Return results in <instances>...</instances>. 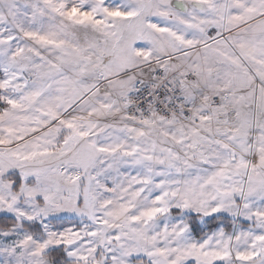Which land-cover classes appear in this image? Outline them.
I'll return each mask as SVG.
<instances>
[{
	"label": "snow or ice",
	"instance_id": "snow-or-ice-1",
	"mask_svg": "<svg viewBox=\"0 0 264 264\" xmlns=\"http://www.w3.org/2000/svg\"><path fill=\"white\" fill-rule=\"evenodd\" d=\"M0 73V264H264V0H0Z\"/></svg>",
	"mask_w": 264,
	"mask_h": 264
},
{
	"label": "trees",
	"instance_id": "trees-1",
	"mask_svg": "<svg viewBox=\"0 0 264 264\" xmlns=\"http://www.w3.org/2000/svg\"><path fill=\"white\" fill-rule=\"evenodd\" d=\"M217 222H213L211 228H215ZM227 224V221L225 222ZM228 231H231V227H227Z\"/></svg>",
	"mask_w": 264,
	"mask_h": 264
},
{
	"label": "rangeland",
	"instance_id": "rangeland-1",
	"mask_svg": "<svg viewBox=\"0 0 264 264\" xmlns=\"http://www.w3.org/2000/svg\"><path fill=\"white\" fill-rule=\"evenodd\" d=\"M0 76H2V73H0ZM0 106H2V105H0ZM134 174V173H133Z\"/></svg>",
	"mask_w": 264,
	"mask_h": 264
}]
</instances>
